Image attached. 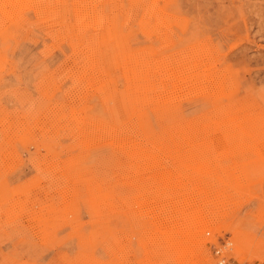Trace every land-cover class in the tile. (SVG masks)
Returning a JSON list of instances; mask_svg holds the SVG:
<instances>
[{"label": "rangeland", "instance_id": "obj_1", "mask_svg": "<svg viewBox=\"0 0 264 264\" xmlns=\"http://www.w3.org/2000/svg\"><path fill=\"white\" fill-rule=\"evenodd\" d=\"M222 258L264 264V0H0V264Z\"/></svg>", "mask_w": 264, "mask_h": 264}, {"label": "built area", "instance_id": "obj_2", "mask_svg": "<svg viewBox=\"0 0 264 264\" xmlns=\"http://www.w3.org/2000/svg\"><path fill=\"white\" fill-rule=\"evenodd\" d=\"M218 253H219V252H216L217 255H218ZM213 264H230V263L226 262V261L224 260V258H222V259L217 260V261H216L215 263H213Z\"/></svg>", "mask_w": 264, "mask_h": 264}, {"label": "bare ground", "instance_id": "obj_3", "mask_svg": "<svg viewBox=\"0 0 264 264\" xmlns=\"http://www.w3.org/2000/svg\"><path fill=\"white\" fill-rule=\"evenodd\" d=\"M103 26V25H102ZM156 208V207H155ZM190 227V226H189Z\"/></svg>", "mask_w": 264, "mask_h": 264}]
</instances>
